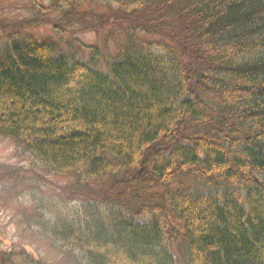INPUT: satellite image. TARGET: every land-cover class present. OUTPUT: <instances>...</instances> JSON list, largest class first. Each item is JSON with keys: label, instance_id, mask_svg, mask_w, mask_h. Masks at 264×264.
I'll return each instance as SVG.
<instances>
[{"label": "trees", "instance_id": "16d2710c", "mask_svg": "<svg viewBox=\"0 0 264 264\" xmlns=\"http://www.w3.org/2000/svg\"><path fill=\"white\" fill-rule=\"evenodd\" d=\"M101 1L0 7V135L74 177L32 192L34 224L83 264H264V0ZM47 23L126 41L108 59Z\"/></svg>", "mask_w": 264, "mask_h": 264}, {"label": "rangeland", "instance_id": "374dc122", "mask_svg": "<svg viewBox=\"0 0 264 264\" xmlns=\"http://www.w3.org/2000/svg\"><path fill=\"white\" fill-rule=\"evenodd\" d=\"M37 1L49 2V0ZM26 2L28 0H0V7H3L1 15L10 22L28 17L27 11L17 12L11 10V7H6L13 6L14 3ZM103 5L101 0H96L93 7L101 10ZM11 16L14 19H11ZM53 16L57 18L58 14L54 13ZM71 27L69 29L65 27L62 29L63 32L56 34L53 26L47 23L31 31L39 36L57 40L62 45L73 42L76 37L85 44L102 47L108 59L113 58L126 41L125 32L118 27H107L98 32H78ZM136 36L139 40L150 41H157L159 38L157 34H144L140 31ZM72 181H74L73 175L48 172L22 145L0 135V255L6 252L12 253L14 259L19 260L24 253L39 258L45 264H83L79 250L71 252L67 249L61 250L58 242L42 235L34 224L35 215L40 211L31 199L32 192L64 194L69 187L68 183ZM176 241L178 236L173 240V246L176 245Z\"/></svg>", "mask_w": 264, "mask_h": 264}]
</instances>
